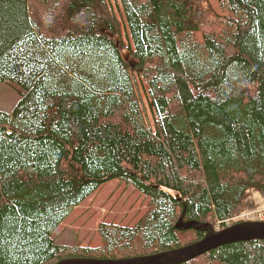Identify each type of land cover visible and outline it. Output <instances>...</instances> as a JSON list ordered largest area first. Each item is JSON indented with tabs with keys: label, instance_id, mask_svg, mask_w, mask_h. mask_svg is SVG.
<instances>
[{
	"label": "trees",
	"instance_id": "obj_1",
	"mask_svg": "<svg viewBox=\"0 0 264 264\" xmlns=\"http://www.w3.org/2000/svg\"><path fill=\"white\" fill-rule=\"evenodd\" d=\"M119 2L127 43L108 0H0V82L21 94L0 110V264L177 248L204 235L181 216L224 228L247 190L264 197V0H217L209 22L199 0ZM112 179L148 198L143 215L101 221L97 246L56 242ZM178 264H264V239Z\"/></svg>",
	"mask_w": 264,
	"mask_h": 264
},
{
	"label": "rangeland",
	"instance_id": "obj_2",
	"mask_svg": "<svg viewBox=\"0 0 264 264\" xmlns=\"http://www.w3.org/2000/svg\"><path fill=\"white\" fill-rule=\"evenodd\" d=\"M111 9L122 23V36L125 43L127 37L124 34V20L120 12L119 0H108ZM199 9L204 22L213 21L220 15L221 9L217 0H199ZM126 59L134 61L125 52ZM137 76V75H135ZM139 91L142 94V103L145 111L150 116L148 98L144 95V85L138 82ZM20 88L9 82H0V110L11 112L20 98ZM148 198L119 179L109 180L94 190L80 204L69 210L64 220L56 227L53 237L61 244H90L100 245L97 231L101 221H113L121 225H133L146 211ZM242 213L225 222L229 224L237 220H256V216L246 218L244 214H252L261 210L264 214V197L255 189H249L241 203ZM216 229H221V224H213Z\"/></svg>",
	"mask_w": 264,
	"mask_h": 264
},
{
	"label": "water",
	"instance_id": "obj_3",
	"mask_svg": "<svg viewBox=\"0 0 264 264\" xmlns=\"http://www.w3.org/2000/svg\"><path fill=\"white\" fill-rule=\"evenodd\" d=\"M175 226L182 230H199L204 235L192 243L153 254L116 259L68 257L54 264H178L227 243L264 239V220H241L216 229L209 222L184 221L181 216Z\"/></svg>",
	"mask_w": 264,
	"mask_h": 264
},
{
	"label": "built area",
	"instance_id": "obj_4",
	"mask_svg": "<svg viewBox=\"0 0 264 264\" xmlns=\"http://www.w3.org/2000/svg\"><path fill=\"white\" fill-rule=\"evenodd\" d=\"M244 215H245L246 218L252 217L254 215V216H256V220H264V214L262 213L261 210L255 211L252 214H244ZM226 225H228V223Z\"/></svg>",
	"mask_w": 264,
	"mask_h": 264
}]
</instances>
